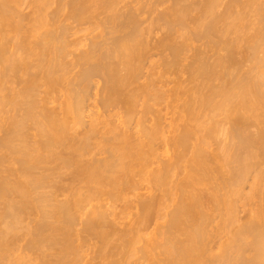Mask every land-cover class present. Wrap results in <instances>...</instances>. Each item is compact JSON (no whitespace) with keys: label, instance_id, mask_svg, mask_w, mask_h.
I'll list each match as a JSON object with an SVG mask.
<instances>
[{"label":"bare ground","instance_id":"6f19581e","mask_svg":"<svg viewBox=\"0 0 264 264\" xmlns=\"http://www.w3.org/2000/svg\"><path fill=\"white\" fill-rule=\"evenodd\" d=\"M0 264H264V0H0Z\"/></svg>","mask_w":264,"mask_h":264},{"label":"rangeland","instance_id":"374dc122","mask_svg":"<svg viewBox=\"0 0 264 264\" xmlns=\"http://www.w3.org/2000/svg\"><path fill=\"white\" fill-rule=\"evenodd\" d=\"M159 35H160L159 33L156 34L157 37H158ZM200 43H201V42H199V43H198V42H194L193 45H194V46H198V45H200ZM190 52H191V51H190ZM190 52H187V54L189 53V55H191L192 52H191V53H190ZM238 54H240V55L238 56ZM238 54H237L236 56H238V58H240V56H242V53H238ZM182 63H186V61H183ZM182 75H183L182 78H185V73H183ZM252 127H253V128H252L253 131H256V130H257L256 127H254V126H252Z\"/></svg>","mask_w":264,"mask_h":264}]
</instances>
